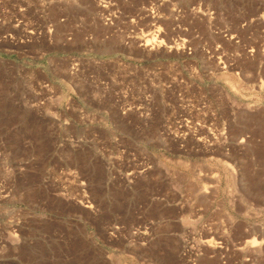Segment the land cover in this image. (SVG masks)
<instances>
[{
    "label": "rangeland",
    "instance_id": "374dc122",
    "mask_svg": "<svg viewBox=\"0 0 264 264\" xmlns=\"http://www.w3.org/2000/svg\"><path fill=\"white\" fill-rule=\"evenodd\" d=\"M258 58L264 0H0V264H264Z\"/></svg>",
    "mask_w": 264,
    "mask_h": 264
},
{
    "label": "bare ground",
    "instance_id": "6f19581e",
    "mask_svg": "<svg viewBox=\"0 0 264 264\" xmlns=\"http://www.w3.org/2000/svg\"><path fill=\"white\" fill-rule=\"evenodd\" d=\"M98 3H100V2H98ZM159 3V2H158ZM161 4H163V3H161ZM100 6V5H99ZM103 6V5H102ZM104 8V7H103ZM146 9V8H145ZM149 9V8H148ZM154 9V8H153ZM177 9V8H176ZM113 10V9H112ZM139 10V9H138ZM178 10V11H177ZM177 10H175L176 12H177V16H178V14H180V10L179 9H177ZM149 11V10H148ZM152 11V10H151ZM155 11V10H154ZM187 11V10H186ZM195 11V10H194ZM103 12H104V9H103ZM103 12L100 14V18H99V20H100V22L103 24V26L106 28H108V29H111V31H112V29H113V32H114V34L115 33H119L118 31H120V29H119V25H121V24H116L118 21H119V17L118 16H116V13H112V15H113V17L111 16V15H108V16H106V15H103ZM118 12V11H117ZM144 12V11H143ZM184 12V11H183ZM135 13H137V12H135ZM173 13H174V10H173ZM106 14H107V12H106ZM111 14V13H110ZM131 14V13H130ZM159 14V13H158ZM175 15H176V13H174ZM184 14V13H183ZM189 14V13H188ZM142 15V14H141ZM152 15H153V13H152ZM155 15V14H154ZM182 15V14H181ZM176 16V17H177ZM180 16V15H179ZM178 16V17H179ZM121 17V16H120ZM173 17V16H172ZM182 17V16H181ZM124 18H125V16H124ZM161 18V17H160ZM180 18V17H179ZM182 18H184V17H182ZM137 19H139V18H137ZM175 19V18H174ZM179 20H181V19H179ZM121 21V20H120ZM126 21V20H125ZM158 21V20H157ZM129 22H134V19H130L129 20ZM156 22V21H155ZM157 23V22H156ZM135 26H131L130 28V33H125L126 35H125V37H119L118 36V39H120V38H122V39H120V41L122 40L123 42H121V43H123L125 46H127V47H129V46H131L132 44H134V43H138V45L140 46V47H143V44L147 47V46H150V45H152V43H150V41L151 42H154V44H155V42H157L158 40V38H156V36H154V37H152L151 38V36H150V38L151 39H146V40H144V39H142V37H144V38H147L146 36L148 35H145L144 36V32H143V29L140 27H137V25H136V23H133ZM152 24V23H151ZM176 24V23H175ZM158 26V25H157ZM254 26V25H253ZM122 26H120V28H121ZM123 28V27H122ZM159 29V28H158ZM179 29V28H178ZM126 30V29H125ZM124 30V31H125ZM152 30V29H151ZM155 30V29H154ZM122 31V30H121ZM111 33V32H110ZM124 33V32H123ZM148 33V32H147ZM152 33H153V30H152ZM157 33H159V32H157ZM221 33V32H220ZM128 34V35H127ZM132 34V35H131ZM151 34V33H150ZM157 35V34H156ZM225 36V35H224ZM228 36V35H227ZM110 37H111V35H110ZM116 37V36H115ZM149 37V36H148ZM160 37V36H159ZM226 37V36H225ZM230 37V36H229ZM114 38V37H113ZM231 38V37H230ZM236 38V37H235ZM234 38V39H235ZM159 39H161V38H159ZM174 39V38H173ZM176 39V38H175ZM179 39V38H178ZM237 39V38H236ZM91 40V39H90ZM182 40V39H181ZM225 40L227 41V39L225 38ZM224 40V41H225ZM259 40V39H258ZM144 41V43L142 44V42ZM164 41V40H163ZM171 41H173V40H171ZM229 41V40H228ZM227 41V42H228ZM162 42V41H161ZM159 43V44H163V42L162 43ZM178 42H180V40L178 41ZM183 45H184V43H186L185 41H184V39H183ZM182 42H180V43H182ZM230 42V41H229ZM158 43V42H157ZM168 43V42H167ZM170 43V42H169ZM226 43V42H225ZM234 43H236L237 44V46H240V45H238L239 43H241V42H239V41H236V42H234ZM154 44H153V46H154ZM187 44V43H186ZM129 45V46H128ZM177 45V44H176ZM216 45V44H215ZM232 45V44H231ZM235 45V44H234ZM244 45V44H243ZM144 46V47H145ZM159 46V45H158ZM185 46V45H184ZM143 47V48H144ZM167 47V46H166ZM178 47V46H177ZM187 47V53H189V54H191V52H190V47H188V45L186 46ZM215 47V46H214ZM241 47V46H240ZM246 47V46H245ZM148 48V47H147ZM150 48H152V46L150 47ZM154 48H156L155 46H154ZM171 48V47H170ZM184 48V47H183ZM219 48V47H218ZM244 48V47H243ZM247 48V47H246ZM249 48H250V46H249ZM252 48H253V46H252ZM141 49V48H140ZM224 49V48H223ZM238 49V48H237ZM245 49V48H244ZM256 48H254V50H255ZM184 50V49H183ZM211 50V49H210ZM219 50V49H218ZM241 50V49H240ZM246 50V49H245ZM185 51V50H184ZM248 51V53H249V57H251L253 54H254V52H253V50H247ZM247 51H246V53L245 54H248L247 53ZM208 54V53H207ZM219 54H220V52H219ZM234 54V53H233ZM237 54V53H236ZM250 54H252L251 56H250ZM255 54H257V53H255ZM254 54V55H255ZM209 55V54H208ZM212 57V56H211ZM254 56H252V58H253ZM210 58V57H209ZM218 58V57H217ZM221 58V57H220ZM251 58V59H252ZM228 59V58H227ZM236 59V58H235ZM248 59V58H247ZM249 60H250V58H249ZM77 61V60H76ZM75 63V62H74ZM74 63L72 62L71 63V65L73 64V66L71 67V70H73V72L75 71V72H77L78 73V70H76V66L77 65H74ZM126 64V63H125ZM98 65V64H97ZM122 66V65H121ZM225 66H227L226 64H225ZM78 68V67H77ZM123 68V67H122ZM235 69V68H234ZM129 70V69H128ZM240 71V70H239ZM81 73V72H80ZM141 73V72H140ZM74 74H76V73H74ZM135 74V73H134ZM238 74H239V72H238ZM74 76V75H73ZM240 76V75H239ZM75 77H77L76 75H75ZM93 77H94V75H93ZM133 83V82H132ZM129 85V84H128ZM230 85H232V84H230ZM128 87V86H127ZM147 91V90H146ZM113 92V91H112ZM146 93V92H145ZM126 94V93H125ZM142 94V93H141ZM151 94V93H150ZM148 97V96H147ZM147 99V98H146ZM145 99V100H146ZM126 100V99H125ZM148 101H149V99H147ZM181 100V99H180ZM118 106V105H117ZM147 106H148V104H147ZM134 107V106H133ZM150 107V106H149ZM125 108V107H124ZM141 108V107H140ZM143 108V107H142ZM148 108V107H147ZM123 110V112L124 111H126V112H129V111H131V109H130V107L129 108H126V109H122ZM132 110H133V108H132ZM136 110V109H135ZM122 112V113H123ZM211 112V111H210ZM146 115V114H145ZM148 115H146V117H147ZM182 117V116H181ZM184 119V118H183ZM216 119V118H215ZM214 119V120H215ZM149 120V119H148ZM180 120H182V119H180ZM165 122V121H164ZM183 122H185V123H192L191 122V120L190 121H188L187 119H185ZM166 123V122H165ZM168 123V122H167ZM175 123V122H174ZM210 123V122H209ZM179 134V133H178ZM181 134V133H180ZM184 140V139H183Z\"/></svg>",
    "mask_w": 264,
    "mask_h": 264
},
{
    "label": "crops",
    "instance_id": "0c3cea01",
    "mask_svg": "<svg viewBox=\"0 0 264 264\" xmlns=\"http://www.w3.org/2000/svg\"><path fill=\"white\" fill-rule=\"evenodd\" d=\"M259 61H255V65L253 66L252 70H253V74L257 77H262L264 78V59L262 58L260 60V58H258Z\"/></svg>",
    "mask_w": 264,
    "mask_h": 264
}]
</instances>
